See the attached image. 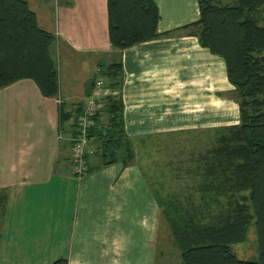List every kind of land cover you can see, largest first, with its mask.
I'll list each match as a JSON object with an SVG mask.
<instances>
[{"label": "crops", "instance_id": "crops-1", "mask_svg": "<svg viewBox=\"0 0 264 264\" xmlns=\"http://www.w3.org/2000/svg\"><path fill=\"white\" fill-rule=\"evenodd\" d=\"M153 1L161 36L118 50L109 42L107 0H55L52 9L46 0H27L38 25L55 35L59 63L82 58L83 81L100 77L102 65L121 61V84L113 91L106 89L122 97L124 130L134 150L159 140L164 146L169 136L199 141L206 128L239 119L223 58L202 47L185 28L199 18L197 0ZM25 79L29 78L0 89V175L5 174L0 202L7 195L0 264H8L7 254L27 241L11 234L27 224L38 235L25 245L29 253L25 264H47L37 253H42L51 235L57 240L42 253L50 261L156 264L159 204L152 191L158 189L153 187V180L158 186L156 175L147 174L136 151L128 166L116 162L77 176L71 160L73 127L59 123V105L64 104L61 86L57 97H44ZM74 86L80 87L78 82ZM20 91L33 96V120L25 127L14 120L20 104L5 102ZM85 97L79 101L85 103ZM40 146L46 148L44 158ZM94 159L87 156L88 162L98 164ZM31 247L35 254L29 252Z\"/></svg>", "mask_w": 264, "mask_h": 264}, {"label": "trees", "instance_id": "trees-1", "mask_svg": "<svg viewBox=\"0 0 264 264\" xmlns=\"http://www.w3.org/2000/svg\"><path fill=\"white\" fill-rule=\"evenodd\" d=\"M197 5L198 20L185 28L202 47L223 58L239 119L206 128L203 141L190 142L191 150L179 145L178 154L186 155L176 156L175 162L181 165L179 171L188 164L184 173L192 184H157L160 198L152 191L169 230L166 239H173L181 251L180 264H264V0H197ZM107 16L112 48L122 50L161 36L153 0H107ZM55 42V35L38 25L27 0H0V89L29 78L42 96L57 97ZM102 74L107 86L116 89L122 82L121 61L109 64ZM101 102L87 135L93 139V163H99L88 162L86 156V172L116 162L128 166L136 157L124 130L121 95L111 92ZM83 104L65 110L60 103V126L72 128ZM173 163L168 158L167 164ZM179 171L170 176L177 183L183 177ZM165 187L188 192L164 196ZM251 225L258 256L243 260L233 245L247 239ZM51 264H67V259Z\"/></svg>", "mask_w": 264, "mask_h": 264}, {"label": "rangeland", "instance_id": "rangeland-1", "mask_svg": "<svg viewBox=\"0 0 264 264\" xmlns=\"http://www.w3.org/2000/svg\"><path fill=\"white\" fill-rule=\"evenodd\" d=\"M54 2L55 0H46V5L51 6V9H52L54 8L53 7V5L55 4ZM263 23H264V11H263ZM81 59L82 58L76 57L75 60L71 61L70 63H67L65 61H61V63H59V59H57L56 57V66L58 70V78H59V83H60L59 85L61 86V91L63 94L62 95L64 99L63 105L65 107V110L74 109V106L76 105V103H78L79 100L84 99L82 87L85 84V80L83 81V79L80 77V74L82 73V71L85 72V70L81 69V67L84 66V63H83L84 61ZM102 67L103 68L101 70L103 71L106 70L104 65H102ZM103 71H101L100 74L104 76L106 80L105 87L109 88L107 86V78L105 75L102 74ZM25 80L32 83V85H36L35 82L31 79H25ZM81 80L83 81L82 83L80 82ZM76 82H78V86L80 87L75 90L74 83ZM22 85L26 87L25 84H22ZM109 89L111 91L115 90L112 88H109ZM15 96H16L15 98L6 99L5 102H10V103H13L14 105L20 104L21 112L15 107L16 110L14 112V115L17 114V117L16 118L14 117V120L20 121L21 123L23 122V126L25 127L27 126L28 121L31 119V112H32L31 104L33 103V96L30 93H27V91H20V94L19 95L16 94ZM100 105L102 106L101 101L99 103L98 111L101 109ZM23 126H21L22 129L24 128ZM185 138L186 139L183 138L182 140L179 139L178 141H176V137L169 136L165 138L167 143L164 146H163L164 142L159 140L156 142L145 143V145L141 146V148L137 147L134 150L135 152L136 151L138 152L139 154L138 161L139 163H141L143 168L147 170V174H150L151 172V175H149L151 178L156 175L157 182H158L157 184L162 183L164 186H170V187H174L176 185L177 186L182 185L181 187H183L185 185L192 184L190 182L189 176L187 174L185 175L184 173L185 169H187L188 164L184 162V166L182 167V170L179 171V168H181L180 167L181 165L178 164V162H175L176 156H178V158L179 156H181V158H184L186 155V152L184 155L178 154L179 149L177 148L179 147V145L185 144L187 149L191 150V148L193 147L190 145V142L196 143V140L190 141V137H185ZM203 140L204 139L200 138L199 142ZM91 146L93 147L92 144ZM174 147L175 149H173ZM38 151L40 152L41 156L44 158V152L46 151V148H41L40 146ZM168 158L174 159V163L172 165L167 164ZM175 164L178 166L175 167L176 166ZM175 171H179L178 173H180V175L183 176L182 178H180V182H178L179 184L177 182H174L170 178L171 175L175 174ZM184 175L187 178H185ZM4 178H5V174H3L2 176L0 175V182L4 181ZM184 183H187V184H184ZM158 186H155V181L153 180V187L155 188ZM155 190H156L155 192L157 193V196L160 198V195L162 194L161 191L158 189H155ZM165 190L162 191L164 196L172 192H176L178 194L181 193V195L186 194L188 192L184 190L175 191V189L173 188H170V189L166 188ZM6 198H7V195L3 194L1 200H4V202H0V231L2 230L3 222H4V226L6 225V221L4 220V218L6 217V205H5ZM53 226H55V223H53ZM8 229L9 228L4 229L3 231L4 233L2 235V240H1L3 244L7 242ZM168 231L169 230L167 229V224L162 219L159 213L158 241H157L158 256H157L156 264H180L181 263V251L176 246L173 239H166V235L168 234ZM53 233H54V229H53ZM11 234H14L18 236L20 239L27 240V241L23 243L22 247L20 246L16 250L12 251V253L7 254L8 264L10 262H11L10 264H25L24 259L28 257V254H29L28 251H26L25 245H28V240H33L34 239L33 237L38 235V231L35 230L34 227H32L31 225L27 224L24 227H22V229L18 233L14 232ZM168 237H169V234H168ZM56 240L54 239V236L52 235L50 237L48 236L47 243L44 246H42L43 247L42 253H45L48 247L50 248L52 246L51 244H54V241ZM233 250L237 254L238 258L240 259H243V260H256L257 259L258 252H257L255 230H254L253 225H251L248 229L247 239L242 243L233 245ZM29 252H31L32 254H35V248L31 247L29 249ZM42 253H37V255L41 254L39 257L41 261H45L47 264H51L54 261V260L50 261V258L43 255Z\"/></svg>", "mask_w": 264, "mask_h": 264}, {"label": "built area", "instance_id": "built-area-1", "mask_svg": "<svg viewBox=\"0 0 264 264\" xmlns=\"http://www.w3.org/2000/svg\"><path fill=\"white\" fill-rule=\"evenodd\" d=\"M106 94L107 89L102 77L94 79L90 95L86 97L82 111L76 119L70 140L72 141V166L77 176L85 174L87 168L85 158L94 152L87 135L90 128L94 125V117L99 109V103ZM57 102L60 103V99H57Z\"/></svg>", "mask_w": 264, "mask_h": 264}, {"label": "water", "instance_id": "water-1", "mask_svg": "<svg viewBox=\"0 0 264 264\" xmlns=\"http://www.w3.org/2000/svg\"><path fill=\"white\" fill-rule=\"evenodd\" d=\"M93 85V80H86L84 84V95L87 97L90 95V91Z\"/></svg>", "mask_w": 264, "mask_h": 264}]
</instances>
